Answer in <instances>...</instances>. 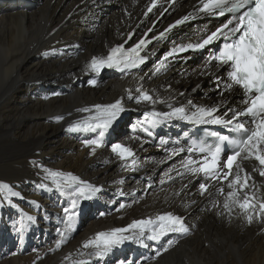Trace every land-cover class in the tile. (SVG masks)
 <instances>
[{
	"label": "bare ground",
	"instance_id": "1",
	"mask_svg": "<svg viewBox=\"0 0 264 264\" xmlns=\"http://www.w3.org/2000/svg\"><path fill=\"white\" fill-rule=\"evenodd\" d=\"M198 1L179 0L156 28L182 17ZM150 2L0 0V264L7 259L9 264H155L160 258L177 259L176 264H264V224L247 225L238 218V209L229 218L224 195L214 189L201 194L200 174L173 171L182 158L170 162L178 148L166 141L178 138L184 120L160 118L153 125L157 118L152 113L175 107L223 102L234 109L243 104L236 87L221 95L226 82L221 67L186 52L169 55L196 43L214 23L202 18L163 36L148 50L149 64L140 71L116 70L98 77L90 68L93 58L104 57L131 31L136 30L135 39L150 26L157 17L145 13ZM93 79L96 86L90 84ZM137 88L165 103H137ZM119 99L125 110L93 154L86 142L100 139L99 130L69 129L95 116L96 105ZM85 108L91 111H81ZM115 144L135 155L121 160L112 151ZM255 163L245 161L244 167L251 172ZM69 177L100 191L80 199L74 228L65 231L72 201L78 198L75 183L63 186ZM219 187L229 191L227 181ZM172 209L181 215L192 211L185 221L189 235L170 233L153 241L146 232L143 243L125 241L103 258L83 247L99 232L155 221ZM61 232L68 239L57 249ZM171 239L179 243L157 257Z\"/></svg>",
	"mask_w": 264,
	"mask_h": 264
},
{
	"label": "snow or ice",
	"instance_id": "2",
	"mask_svg": "<svg viewBox=\"0 0 264 264\" xmlns=\"http://www.w3.org/2000/svg\"><path fill=\"white\" fill-rule=\"evenodd\" d=\"M174 2L175 0H173ZM155 6L154 2L152 7ZM152 7L148 9L149 12L152 11ZM199 11L209 15L225 16L226 13L231 15L221 26L202 36L196 43H188L175 48L169 55L189 49H204L215 41H223L218 54L212 56V60L218 67L227 66L228 69V79L223 84L221 95L224 92L230 93L233 88L238 87L243 93L242 103L245 107L239 110H229L230 116L226 113L217 115L220 105L210 107L192 105V109L175 107L169 113H152L151 115L157 118L153 121V125L158 123L160 118H178L192 124L219 125L227 128L229 132L235 133V137L213 133L218 143L213 148L205 146L199 148L200 152L207 153L203 160L197 161L189 157L183 162V166L194 175L203 174L212 180L227 181L229 191L225 194L223 187H219L218 191L225 196L223 209L229 218L238 209V218H242L247 225L251 226L254 222L264 224V191H261L264 189V182L258 183L253 175V173H258L260 177H264V0H200ZM189 18L186 16L177 21V24H182ZM172 27H176V25H172ZM144 47H146V41L143 39L129 50L118 46L112 49L111 54L106 58H93L90 68L97 74L105 68H116L121 73L138 68L145 63V58L141 56ZM220 83L221 81L218 79L217 85L219 86ZM90 84L96 86L97 80H91ZM136 92L139 94L136 97L137 103H165V101L154 99L149 92L140 88H137ZM128 98H133L131 91H129ZM169 107H172L171 104ZM124 110L122 99L108 105H96L95 116L82 124L73 125L69 131L99 130L100 139L86 142V146L90 147L94 154L97 148L103 146L101 141L105 132ZM81 111L89 112L91 109L85 108ZM60 119L62 117H57L58 121ZM148 134L152 135V132L149 131ZM225 145L229 146L230 154H225ZM112 151L121 160H127L135 155L130 148L122 144H115ZM171 154L175 155L177 152L174 151ZM245 161L256 162L252 165L251 172L244 167ZM49 175L59 177L61 173L50 172ZM71 183H75L77 186L75 191L78 198L72 201V212L67 215L68 223L65 231H72L74 228L79 215L80 199H91L93 194L100 191L99 188L91 184L85 185L76 177H69L63 182V186L67 187ZM57 186L62 185L58 183ZM199 188L203 194L207 191L208 185L202 183ZM85 193H89V195ZM124 207L125 205H120V208ZM68 211L65 209L66 214ZM220 214L223 215V212ZM146 232L150 233L146 237L148 240L159 241L170 233L189 235L190 227L185 224L182 217L166 213L157 216L155 221L152 219L138 220L128 227L99 232L92 239L85 241L83 247L94 250L90 255L103 258L114 247L122 245L125 241L136 240L143 243ZM67 239L65 233L61 232L60 239L56 241V248L59 249L67 242ZM178 243L179 241L175 239L168 240L161 250H157L156 256L159 257L167 253ZM77 264H85V262L78 261Z\"/></svg>",
	"mask_w": 264,
	"mask_h": 264
},
{
	"label": "rangeland",
	"instance_id": "3",
	"mask_svg": "<svg viewBox=\"0 0 264 264\" xmlns=\"http://www.w3.org/2000/svg\"><path fill=\"white\" fill-rule=\"evenodd\" d=\"M53 226H52V231H53ZM97 232L99 231V228L97 227ZM5 242L9 241V238H5L4 239ZM163 260H161V258L155 263V264H176L175 262L178 261L177 259H174L173 262H170L169 260H166V258H162ZM164 261V262H163ZM162 262V263H161ZM4 264H9V260L7 259Z\"/></svg>",
	"mask_w": 264,
	"mask_h": 264
}]
</instances>
